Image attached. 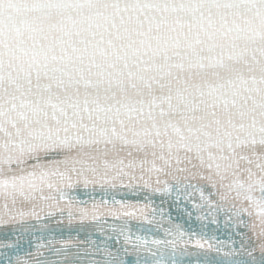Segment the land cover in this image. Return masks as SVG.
<instances>
[{"label":"snow or ice","instance_id":"snow-or-ice-1","mask_svg":"<svg viewBox=\"0 0 264 264\" xmlns=\"http://www.w3.org/2000/svg\"><path fill=\"white\" fill-rule=\"evenodd\" d=\"M0 264H264V0H0Z\"/></svg>","mask_w":264,"mask_h":264}]
</instances>
